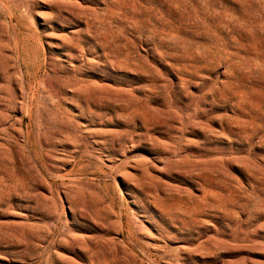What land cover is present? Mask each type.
<instances>
[{
    "label": "rangeland",
    "instance_id": "374dc122",
    "mask_svg": "<svg viewBox=\"0 0 264 264\" xmlns=\"http://www.w3.org/2000/svg\"><path fill=\"white\" fill-rule=\"evenodd\" d=\"M0 264H264V0H0Z\"/></svg>",
    "mask_w": 264,
    "mask_h": 264
},
{
    "label": "bare ground",
    "instance_id": "6f19581e",
    "mask_svg": "<svg viewBox=\"0 0 264 264\" xmlns=\"http://www.w3.org/2000/svg\"><path fill=\"white\" fill-rule=\"evenodd\" d=\"M49 125V124H48ZM34 129V128H33ZM38 130V129H37ZM31 131V130H30ZM32 133V132H31ZM35 133H37V132H35ZM40 146V145H39ZM36 176V175H35ZM37 178V177H36ZM72 212H73V210H72ZM122 226V225H121ZM101 231V230H100Z\"/></svg>",
    "mask_w": 264,
    "mask_h": 264
}]
</instances>
